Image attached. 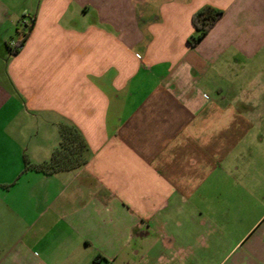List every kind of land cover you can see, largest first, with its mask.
Returning <instances> with one entry per match:
<instances>
[{
  "label": "crops",
  "instance_id": "crops-1",
  "mask_svg": "<svg viewBox=\"0 0 264 264\" xmlns=\"http://www.w3.org/2000/svg\"><path fill=\"white\" fill-rule=\"evenodd\" d=\"M26 2L0 0V264H264V80L214 79L264 75V0ZM66 123L88 163L26 170Z\"/></svg>",
  "mask_w": 264,
  "mask_h": 264
},
{
  "label": "trees",
  "instance_id": "trees-1",
  "mask_svg": "<svg viewBox=\"0 0 264 264\" xmlns=\"http://www.w3.org/2000/svg\"><path fill=\"white\" fill-rule=\"evenodd\" d=\"M224 13L214 7L206 6L198 11L192 19L195 35L189 39L191 46H197L220 22ZM35 24V19L26 23L22 39L14 47H9L11 56H16L26 44L30 33ZM61 141L55 149L49 161L31 164L26 160V170H36L48 175H54L60 172H69L80 168L88 163V144L81 131L72 124H61L60 128Z\"/></svg>",
  "mask_w": 264,
  "mask_h": 264
},
{
  "label": "rangeland",
  "instance_id": "rangeland-1",
  "mask_svg": "<svg viewBox=\"0 0 264 264\" xmlns=\"http://www.w3.org/2000/svg\"><path fill=\"white\" fill-rule=\"evenodd\" d=\"M21 4H27L26 0H21ZM21 19L25 20L26 18L22 16ZM26 22H27V20H26ZM23 27H24L23 29H25V26H23ZM253 75L248 73L247 70L244 71V69L238 70L235 74H231L227 70H224L220 76H217V77L215 76L216 78L214 77V79L217 80L218 85L223 89V93H221V95L223 94L226 97L227 96L228 97H231V96L234 97L235 91L229 89L231 86H234L235 84H239V83H242V84L249 83V80H252L254 77L258 78V80L260 82H262V80H264V75H257V76L256 75L253 76ZM263 87H264V85H263ZM219 93L218 92H211L210 95H211V97L215 98L218 96ZM258 94H259V98L261 99V96H262V99L264 100V90L258 92ZM261 103L262 102H260V104ZM259 107L261 109L262 106H259ZM258 131H264V123H262V122L259 124L257 123L256 126H254L253 132H258Z\"/></svg>",
  "mask_w": 264,
  "mask_h": 264
}]
</instances>
